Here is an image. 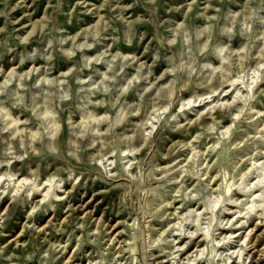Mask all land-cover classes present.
<instances>
[{
	"label": "rangeland",
	"instance_id": "1",
	"mask_svg": "<svg viewBox=\"0 0 264 264\" xmlns=\"http://www.w3.org/2000/svg\"><path fill=\"white\" fill-rule=\"evenodd\" d=\"M0 264H264V0H0Z\"/></svg>",
	"mask_w": 264,
	"mask_h": 264
},
{
	"label": "bare ground",
	"instance_id": "2",
	"mask_svg": "<svg viewBox=\"0 0 264 264\" xmlns=\"http://www.w3.org/2000/svg\"><path fill=\"white\" fill-rule=\"evenodd\" d=\"M204 98H205V97H204ZM205 99H206V98H205ZM200 101H201V100H200ZM200 101H199V102H200ZM202 101H203V100H202ZM201 103H202V102H200L199 104H201Z\"/></svg>",
	"mask_w": 264,
	"mask_h": 264
}]
</instances>
